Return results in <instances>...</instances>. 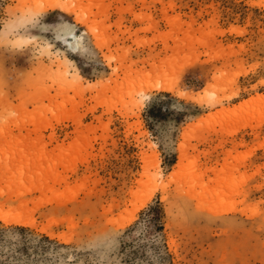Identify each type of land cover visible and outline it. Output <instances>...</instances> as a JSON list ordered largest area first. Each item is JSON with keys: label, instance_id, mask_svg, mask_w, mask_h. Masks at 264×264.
<instances>
[{"label": "rangeland", "instance_id": "obj_1", "mask_svg": "<svg viewBox=\"0 0 264 264\" xmlns=\"http://www.w3.org/2000/svg\"><path fill=\"white\" fill-rule=\"evenodd\" d=\"M0 218V264H264V0H0Z\"/></svg>", "mask_w": 264, "mask_h": 264}, {"label": "bare ground", "instance_id": "obj_2", "mask_svg": "<svg viewBox=\"0 0 264 264\" xmlns=\"http://www.w3.org/2000/svg\"><path fill=\"white\" fill-rule=\"evenodd\" d=\"M53 2H55V1H53ZM57 2H55V3H53V5L51 6V8H58V7H61L66 13H70L71 11L67 8V7H65L66 5L65 4H56ZM70 8H72L73 10H74V8L73 7H70ZM63 43H64V45L65 46H67V47H69V48H71V49H73V50H75L76 49V37L75 36H73L72 34H70V35H68V36H66V37H64L63 38ZM79 77V76H78ZM80 79V78H79ZM153 88H155V87H153ZM170 88H172V87H170ZM169 87L167 88H163V90H171ZM160 89V88H159ZM162 89V88H161ZM145 169V168H144ZM146 170V169H145ZM148 170V169H147ZM146 175V174H145ZM145 175H143V177L145 176ZM142 176V175H141ZM141 181V180H140ZM146 204V203H145ZM141 208V207H140ZM1 219V218H0ZM4 221H6V223H11V221L10 220H4ZM14 221H17V220H14ZM19 221V220H18ZM21 221V220H20ZM21 222H23V221H21ZM24 223V222H23ZM27 224V223H26ZM26 224H24V225H26Z\"/></svg>", "mask_w": 264, "mask_h": 264}, {"label": "trees", "instance_id": "obj_3", "mask_svg": "<svg viewBox=\"0 0 264 264\" xmlns=\"http://www.w3.org/2000/svg\"><path fill=\"white\" fill-rule=\"evenodd\" d=\"M133 254H134V255H138V250L133 251Z\"/></svg>", "mask_w": 264, "mask_h": 264}]
</instances>
